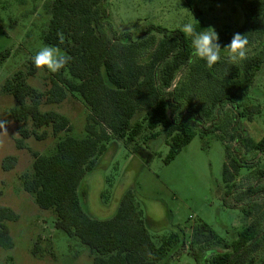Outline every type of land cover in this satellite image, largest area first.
I'll return each mask as SVG.
<instances>
[{
  "label": "trees",
  "instance_id": "1",
  "mask_svg": "<svg viewBox=\"0 0 264 264\" xmlns=\"http://www.w3.org/2000/svg\"><path fill=\"white\" fill-rule=\"evenodd\" d=\"M210 1H234L244 10V24L219 33L218 41L223 48L234 33H240L246 35L249 47L258 44V50L241 64L221 60L208 68L204 60L189 63L191 38L180 30L168 32L151 26L140 39L129 32L119 34L110 21L107 0H53L43 40L71 60L52 73L46 103L59 105L68 92L79 94L90 108L87 136L60 139L53 155L34 153L33 173L23 180V189L41 210L54 212L56 229L90 249L92 264H164L182 250L188 251L196 264H264V214L258 201L242 208L246 217L256 216L232 241L200 222L192 236L178 227L157 242L131 192L109 220L93 218L82 206L81 198L86 195L82 183L113 138L137 156L145 155L151 143L164 138L169 148L164 163L169 165L197 135L216 133L226 149L224 204L236 207L230 202L232 196L239 205L246 197L251 200L264 195V167H252L241 156L255 153L264 157V137L255 142L241 125L259 113L257 106L244 107L241 99L249 95L257 76L264 72V0ZM204 29L201 24L195 26L196 32ZM147 53L148 58L141 60ZM221 53L227 52L222 49ZM8 57L9 53L1 55L0 64ZM185 67L186 79L175 83ZM33 73L31 69L29 74ZM3 92L17 103L9 110L8 121L23 125L32 121L39 129L51 127L54 136L71 132L67 117L41 111L39 95L24 81V73L8 81ZM18 133L16 147L26 149L25 141L32 133L24 127H19ZM16 164L17 158L8 156L3 168L10 171ZM245 169L252 171L253 182L243 189L236 182ZM17 219L12 209L0 206L1 248H14L6 222Z\"/></svg>",
  "mask_w": 264,
  "mask_h": 264
},
{
  "label": "rangeland",
  "instance_id": "2",
  "mask_svg": "<svg viewBox=\"0 0 264 264\" xmlns=\"http://www.w3.org/2000/svg\"><path fill=\"white\" fill-rule=\"evenodd\" d=\"M52 5L53 0H0V56L9 53L0 64V119L8 120L9 110L17 106L13 96L3 92V87L21 72L24 81L39 95L37 99L41 100L42 112L54 111L71 121V132L58 136H54L51 127L39 129L32 121L24 125L10 121L6 125L7 132L0 129V206L12 209L18 216L15 222H6L14 248L0 247V264H92L93 261L90 249L79 239L70 238L64 231L56 229L54 212L41 210L32 195L23 189V180L33 173L34 153L53 155L60 139L68 135L76 139L87 136L90 108L83 98L68 92L63 103L47 104L52 72L36 69L32 61V57L47 45L43 36L48 30ZM106 7L115 30L119 34L129 32L134 39L144 38L151 26L172 32L182 31L188 23L201 24L205 29L214 27L219 35L245 22L242 6L234 1L107 0ZM154 35L161 38L160 34ZM249 48L248 57L258 50V44ZM148 56L145 54L141 60ZM226 56L227 53H221V60H227ZM31 69L33 75L29 74ZM187 71L185 67L175 83L181 78L186 79ZM32 98L28 97V102ZM261 118L264 119V111ZM19 127L32 133L23 150L16 147ZM168 151L165 139L161 138L144 150L145 155L137 156L113 138L106 153L98 157L97 167L82 183L86 192L81 198L84 210L97 220H109L116 215L124 196L131 192L157 242L178 227L183 228L187 236H192L200 222L207 223L220 237L232 241L256 216L246 217L242 212L244 205L258 201L262 205L260 213L264 214V195L251 200L246 197L239 205L232 196L230 202L236 207L224 204L226 149L216 133L197 135L171 164L166 165L164 160ZM8 156L17 158L16 166L10 171L3 168ZM241 156L252 167H264V157L255 153ZM251 172L242 170L236 184L243 189L252 184ZM164 264L196 262L188 251L182 250Z\"/></svg>",
  "mask_w": 264,
  "mask_h": 264
},
{
  "label": "clouds",
  "instance_id": "3",
  "mask_svg": "<svg viewBox=\"0 0 264 264\" xmlns=\"http://www.w3.org/2000/svg\"><path fill=\"white\" fill-rule=\"evenodd\" d=\"M182 31L191 38L192 54L189 63H194L195 59L204 60L208 68H212L221 60V50L227 52L226 59L231 64L240 63L248 58L250 52L249 41L245 34L234 33L231 42L221 47L219 35L214 27H209L200 32H196L192 23L185 24ZM63 37L61 36V43ZM71 60V57L62 53L56 46L45 45L32 57L36 69H47L49 72L56 73L64 68ZM10 121L0 119V129L6 131V125Z\"/></svg>",
  "mask_w": 264,
  "mask_h": 264
},
{
  "label": "crops",
  "instance_id": "4",
  "mask_svg": "<svg viewBox=\"0 0 264 264\" xmlns=\"http://www.w3.org/2000/svg\"><path fill=\"white\" fill-rule=\"evenodd\" d=\"M264 72L260 73L255 81L248 96L241 99V103L246 106H257L259 108L258 115H255L251 121H241L242 127L247 134L258 142L264 137V119L261 114L264 111Z\"/></svg>",
  "mask_w": 264,
  "mask_h": 264
},
{
  "label": "built area",
  "instance_id": "5",
  "mask_svg": "<svg viewBox=\"0 0 264 264\" xmlns=\"http://www.w3.org/2000/svg\"><path fill=\"white\" fill-rule=\"evenodd\" d=\"M234 146H236V145H234ZM261 156V155H260ZM262 157V156H261Z\"/></svg>",
  "mask_w": 264,
  "mask_h": 264
}]
</instances>
